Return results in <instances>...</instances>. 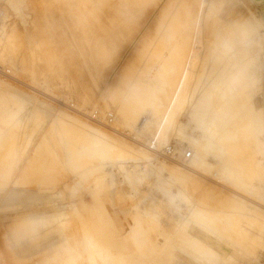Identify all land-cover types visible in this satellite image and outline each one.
<instances>
[{
    "label": "rangeland",
    "instance_id": "obj_1",
    "mask_svg": "<svg viewBox=\"0 0 264 264\" xmlns=\"http://www.w3.org/2000/svg\"><path fill=\"white\" fill-rule=\"evenodd\" d=\"M134 1L0 0V85L15 94L0 93V264H260L264 258V172L260 184L249 177L251 185L221 176L227 163L247 170L257 161L264 170V153L242 146L216 155L204 147L212 135L209 143L217 145L232 136H225L232 123L213 128L205 96L215 66L226 78L252 80L240 107L259 112L261 124L252 122L248 132L264 144L263 5ZM190 44L199 63L185 73L184 101L173 98V81ZM221 44L241 60L236 69L214 62ZM145 51L152 56L144 58ZM93 109L113 113L114 124L93 122ZM79 122L98 131L99 144L83 141ZM154 137L180 155L191 150L194 159L184 167L158 158L147 147ZM234 217L247 231L258 220L263 225L251 238L234 230Z\"/></svg>",
    "mask_w": 264,
    "mask_h": 264
},
{
    "label": "bare ground",
    "instance_id": "obj_2",
    "mask_svg": "<svg viewBox=\"0 0 264 264\" xmlns=\"http://www.w3.org/2000/svg\"><path fill=\"white\" fill-rule=\"evenodd\" d=\"M127 1V0H126ZM140 1V0H139ZM207 1V0H206ZM133 2V1H132ZM134 2H136V0L134 1ZM143 2V1H142ZM145 2V1H144ZM185 2V1H184ZM190 2V1H189ZM191 2H192V0H191ZM141 3V2H140ZM194 3V2H193ZM184 4V3H183ZM189 4V3H188ZM15 5V4H14ZM123 5V4H122ZM137 5V4H136ZM142 5V4H141ZM177 6H179V5H177ZM187 6H189V5H187ZM196 6H197V4L195 5L194 4V6H193V10L196 8ZM137 7V6H136ZM141 7V6H140ZM136 9V8H135ZM142 9V8H141ZM19 10V9H18ZM187 10V9H186ZM193 10H192V12H193ZM135 11V10H134ZM195 11V10H194ZM199 11V12H198ZM198 16H197V19L200 21V23L202 24L203 23V19H205V15L203 14H201V12H200V10L198 9ZM203 11V10H202ZM178 12V11H177ZM176 12V13H177ZM175 13V14H176ZM186 13V12H185ZM192 14V13H191ZM196 14V13H195ZM190 15V14H189ZM3 16H4V12H3ZM196 16V15H195ZM189 17V16H188ZM199 17V18H198ZM4 18V17H3ZM160 18V17H159ZM196 19V18H195ZM176 20V19H175ZM187 20V19H186ZM23 21V20H22ZM177 21V20H176ZM179 21V20H178ZM185 21V20H184ZM195 21V20H194ZM221 22V21H220ZM176 23V22H175ZM199 23V22H198ZM193 24V23H192ZM234 24V23H233ZM168 25V24H167ZM174 25V24H173ZM170 27V26H169ZM160 28V27H159ZM172 28V27H171ZM181 29V28H180ZM180 29H178L179 31H181ZM233 29V28H232ZM1 30V29H0ZM164 30V29H163ZM169 30V29H168ZM183 32V31H182ZM225 33V32H224ZM178 34H179V32H178ZM148 35V34H147ZM151 35V34H150ZM164 35V34H163ZM174 36V35H173ZM225 36V35H224ZM148 37H150V36H148ZM152 37V36H151ZM190 37H192V36H190ZM231 38H232V36H231ZM173 39V38H172ZM225 39H227V40H229L228 38H225ZM150 40V39H149ZM188 40V39H187ZM226 40V41H227ZM233 40V39H232ZM241 40V39H240ZM224 41V40H223ZM150 42V41H149ZM229 42L231 43V45L233 46V47H235L234 45H236V44H232V41H230L229 40ZM241 43H242V41H241ZM246 43V42H245ZM248 43V42H247ZM244 44V43H243ZM248 45V44H247ZM187 46V45H186ZM185 46V47H186ZM214 46H217V45H214ZM238 46H240V44L238 45ZM249 46V45H248ZM237 47V46H236ZM246 47V46H245ZM214 48V47H213ZM249 48V47H248ZM146 49V48H145ZM192 49H195V45H192V44H190V46L188 45V48L186 49L187 50V54L185 53H183L184 55H181L180 56V58L178 59V61H179V67H178V73L180 72V76H177L176 78L174 77V83H176L175 84V88H174V90H173V98H175V99H179V98H182L183 96L185 97V99H184V101H187L188 99V97L190 96H188L187 94H188V91L186 90V88H188V86L187 85H189L188 84V79H187V76L185 75V73H188V70L190 69V67H191V65H197V63H199V62H197L198 61V59H197V57H196V55L195 54H192ZM215 49H217L218 50V46H217V48H215ZM214 49V50H215ZM250 49V48H249ZM153 50V49H152ZM151 50V51H152ZM213 50V49H212ZM246 50V49H245ZM147 51H148V49H147ZM149 52V51H148ZM213 52H215V51H213ZM217 52V51H216ZM238 52H239V49H238ZM241 52V51H240ZM247 52V51H246ZM151 53L152 52H150L149 54V56L151 57L152 55H151ZM142 54V53H141ZM144 54H146V51L144 52ZM148 54V53H147ZM146 54V55H147ZM216 54V56H217V58L214 60V56H213V58L211 59L212 61L214 60V62L216 61V64L218 65H222L223 63L225 64V63H228L227 65H230L231 67H235L234 69H236L241 63V60L240 59H237V58H234L233 57V54L230 52V49H229V47L226 45V44H221V48H220V50H219V53L217 54V53H215ZM241 55V54H240ZM243 55V54H242ZM149 56L147 55V56H145L144 58H146V57H148L149 58ZM212 56V55H211ZM210 56V57H211ZM162 57V56H161ZM174 57V56H173ZM177 57V56H176ZM175 58H173L172 60H174ZM177 59V58H176ZM244 59V58H243ZM148 60H151V59H148ZM145 61H147V60H145ZM175 61V60H174ZM165 62V61H164ZM167 62V61H166ZM173 62V61H172ZM243 62V61H242ZM162 65V64H161ZM175 65H177V64H175ZM199 65V64H198ZM145 66V65H144ZM150 66H152V65H150ZM155 66V65H154ZM209 66V65H208ZM229 66V67H230ZM210 67H212V66H210ZM213 69H211L210 70V74H212V76H213V74H214V79H213V81H212V83H211V87H209L210 89H214L215 91H216V93H217V96H218V102L217 103H214L213 102V92H214V90H212L210 93H209V91L210 90H206V94H205V96L206 97H208L209 99H210V109H209V112L214 116V124H213V128H217V125L218 124H224V125H226V126H229L231 123V125L233 126L231 129H229L228 130V132H226L225 133V136L229 133V132H232V136H231V138H229L230 140L229 141H226V140H224V137H222V138H220V139H216V141L218 140V145L214 142L213 144L212 143H209L210 141H211V138L213 137V135L208 139V141L209 142H207L206 143V146H204L205 147V149L206 150H209V151H211V152H213L214 154H216L217 155V153H220V151H223L224 153L225 152H227V149L229 148V149H231V148H235V149H238V148H240V147H244L245 149L247 148V149H250V148H252L253 150H255V152L256 153H264V144H262L259 140H258V137H256L255 138V135H252L251 136V134H249V132H248V129L250 128L249 127V125H251L252 124V122H255V123H258L259 125L261 124V121H260V115H259V112H257L254 108H252V109H250L249 110V108L248 109H246V108H244V110L242 109V107H240L241 105L240 104H244V103H241L240 102V99H242L244 96H245V98H246V100L248 99V97L247 96H249L248 94H246V91H248V88L249 87H251L252 86V80H250L249 79V77L247 78V76H246V74H244V76L242 77H233V78H231L232 77V75H234V74H232V75H230L231 77H228V78H226V76H224V71L222 70V71H218V70H216V66H215V69H214V67H212ZM142 69V68H141ZM165 69V68H164ZM225 69V68H224ZM241 69V68H240ZM243 69V68H242ZM241 69V70H242ZM144 70V69H143ZM206 70H208V69H206ZM228 70V69H227ZM226 70V71H227ZM229 70H231V69H229ZM239 69H237V71H238ZM241 70H239V71H241ZM225 71V72H226ZM164 72H166V70H164ZM163 72V73H164ZM207 71H205V73H206ZM9 74L8 75H10V72H8ZM182 73H183V75H182ZM236 73H238V72H236ZM241 73V72H240ZM160 74H161V72H160ZM167 74V73H166ZM242 74H243V71H242ZM227 75V74H226ZM141 76V75H140ZM172 77V76H171ZM169 79H171V78H169ZM3 83H5V82H3ZM172 83V82H171ZM173 83V84H174ZM172 84V85H173ZM236 84H239V86L237 85L236 86ZM244 88H243V87ZM172 87V86H171ZM12 87H11V85H9V84H2V85H0V93H2V94H4V93H7L8 95H11V97H13V96H15V94H13V92H12V89H11ZM170 89V88H169ZM208 91V92H207ZM189 92H191L190 94H192V91H189ZM184 93V94H183ZM7 94H5V95H7ZM167 94V93H166ZM194 94V93H193ZM145 95V94H144ZM161 93L160 92H158L157 94H155V95H153V97H152V101H151V106H153L152 107V110L155 112V116H157L158 114H160V109H161V104L162 103H160L161 102V100L159 99V97L161 98ZM3 95H1V97H2ZM146 96V95H145ZM215 96V95H214ZM140 97V96H139ZM149 97V96H148ZM250 97V96H249ZM140 98H142V97H140ZM145 98V97H144ZM144 100V99H143ZM160 100V101H159ZM249 100V99H248ZM134 101V100H133ZM141 101V100H140ZM147 101V100H146ZM132 102V101H131ZM145 102V101H144ZM189 102H190V100H189ZM138 103V102H137ZM141 103V102H140ZM250 103H251V101H250ZM131 104V103H130ZM133 104V103H132ZM136 104V103H135ZM145 104H146V102H145ZM149 104V103H148ZM130 106V105H129ZM139 106V105H138ZM144 106V105H143ZM131 107V106H130ZM131 109H136V108H131ZM131 109H129V110H131ZM141 109V108H140ZM144 109V108H143ZM94 110H98V109H93V111ZM145 110V109H144ZM242 110V111H241ZM98 111H100V110H98ZM127 111V110H126ZM125 111V112H126ZM141 111V110H140ZM101 112V114H105V113H107V112H105V111H100ZM124 111H122V113H123ZM137 112H138V109H137ZM137 112H134V113H137ZM121 113V114H122ZM126 114V113H125ZM128 114H129V112H128ZM131 114V113H130ZM123 115H124V113H123ZM133 115H137V114H133ZM139 115V114H138ZM208 115V114H207ZM128 116V115H127ZM209 116H210V114H209ZM133 117V116H132ZM205 117V116H204ZM203 118V117H202ZM77 121V120H76ZM133 121V120H132ZM145 122V119H144V121H142V124ZM203 122V121H202ZM205 123H207V122H205ZM78 124V123H77ZM209 124V123H208ZM239 124H242L241 126L239 125ZM254 124V123H253ZM147 126V125H146ZM206 126V125H205ZM78 127L79 128H81L83 131H84V133H85V136H82V135H80V137L81 138H83V141H84V139H85V137L86 138H88L89 140H90V145H94V146H96L97 144H99V139H98V135H100L99 133H98V131L93 127V128H86L85 127V125L84 124H82V123H80L79 122V124H78ZM229 127H231V126H229ZM228 127V128H229ZM249 127V128H248ZM251 127H252V125H251ZM254 130V129H253ZM252 133H253V131H252ZM79 137V136H78ZM254 138V139H253ZM34 138L33 137H31V140H33ZM154 139H155V137H154ZM88 140V141H89ZM66 141V140H65ZM200 141V140H199ZM68 142V141H67ZM251 142H252V144H253V146H251L250 144H251ZM80 143V142H79ZM82 143V142H81ZM84 143V142H83ZM108 143L110 144L109 145V147H110V151L112 152V151H114L115 149H116V146H115V144L112 142V146H111V142L110 141H108ZM68 144H69V142H68ZM30 145V144H29ZM65 145V144H64ZM79 145H81V144H79ZM78 145V146H79ZM88 145V144H87ZM70 147V146H69ZM75 149V148H74ZM82 149V148H81ZM229 149H228V151H229ZM234 149V150H235ZM252 149H250V150H252ZM71 150H73V149H71ZM70 151V150H69ZM74 151V150H73ZM194 151H195V153L196 154H198V149L197 148H194ZM75 152V151H74ZM78 153H80V152H77V154ZM194 154V153H193ZM226 154V153H225ZM97 155V154H96ZM251 156H253L252 154H250ZM110 156V155H109ZM249 156V155H248ZM247 156V157H248ZM250 156V157H251ZM71 157V156H70ZM78 157V156H77ZM67 158V157H66ZM249 158V157H248ZM253 158V157H252ZM251 158V159H252ZM71 159V158H70ZM73 159H75V158H73ZM72 159V160H73ZM193 159H194V156H193ZM192 159V160H193ZM191 160V161H192ZM253 160V159H252ZM76 161V160H75ZM74 161V162H75ZM190 161V162H191ZM73 162V161H72ZM189 162V163H190ZM255 162V161H254ZM77 163V162H76ZM68 164L70 165V163H69V161H68ZM72 166H74V165H72ZM71 166V167H72ZM232 164H228L227 163V165H226V167L221 171V176L223 177V178H226V179H230V180H232L233 181V183H234V185L237 183V182H239V183H241L242 182V184H246V185H251V184H253L252 183V181H250V179H249V177H251V178H254V181L253 182H255L256 184H257V182L260 184L261 183V178H260V173L263 171L264 172V170H263V168H262V165H261V163H257V161H256V163H254V165H253V169H250L251 168V166H250V170L248 169V167H247V170H244L243 168H239V169H233L232 168ZM243 180V181H242ZM257 187V186H256ZM255 192H256V190H255ZM183 195V194H182ZM235 196V195H234ZM236 197V196H235ZM185 198V197H184ZM227 203H228V201H226ZM227 203H225V204H227ZM224 204V206H226ZM228 206H227V208L229 207V206H232V204L230 205V204H227ZM234 206L236 205V204H233ZM237 207V206H236ZM226 208V207H225ZM224 208V209H225ZM230 209H234V207H230ZM238 210H239V207L237 208ZM220 210V209H219ZM241 210V209H240ZM239 210V211H240ZM201 211H203V210H201ZM221 211V210H220ZM261 212H262V210H261ZM206 213V212H205ZM211 214H213V213H211ZM227 214V213H226ZM229 214V213H228ZM210 215V214H209ZM197 216V215H196ZM255 217V216H254ZM260 218V217H259ZM258 218V219H259ZM224 219V218H223ZM257 219V220H258ZM237 220V218L236 217H234L233 219H232V222H233V228H234V230L237 232H239L240 234H242V235H246V234H249V235H246V236H248V237H253L254 235L256 236L257 234H258V231L259 230H261L260 228H261V225H263L262 223H261V221H257V222H254V224H252V227H250V229H249V231H247L246 230V228H244V226H242L240 223L241 222H239L238 224H236L235 223V221ZM246 221V220H245ZM248 221V220H247ZM246 221V222H247ZM251 221H252V219H251ZM255 221V220H254ZM250 222V221H249ZM209 223V222H208ZM245 223V222H244ZM243 223V224H244ZM203 224V223H202ZM211 226V225H210ZM232 226V225H231ZM206 228H207V226H206ZM248 228V227H247ZM210 230V229H209ZM236 232H234V233H236ZM264 233V232H263ZM97 235V234H96ZM99 235V234H98ZM225 235V234H224ZM254 236V237H255ZM227 237V236H226ZM229 237V236H228ZM244 237V236H243ZM223 238V237H222ZM251 238L249 239V241H252L251 240ZM230 239V238H229ZM245 239V238H244ZM257 239V238H256ZM263 239H264V237H263ZM248 241V240H247ZM258 241L259 242H261L259 239H258ZM94 242V241H93ZM92 243V242H91ZM90 243V244H91ZM97 243V242H96ZM248 243V242H247ZM254 243V242H253ZM89 244V243H88ZM93 244V243H92ZM244 244V243H243ZM94 245H95V243H94ZM121 245V244H120ZM197 245V244H196ZM249 245V244H248ZM248 245H247V247H248ZM258 245V244H257ZM260 245V244H259ZM261 245H263L264 246V243L263 244H261ZM246 246V245H245ZM251 246V245H250ZM253 246V245H252ZM106 247V246H105ZM119 247V246H118ZM107 248V247H106ZM105 248V249H106ZM112 249V248H111ZM119 249V248H118ZM117 249V250H118ZM257 249V248H256ZM249 250V249H248ZM247 250V251H248ZM97 251H98V249H97ZM108 251V250H107ZM110 251V250H109ZM121 252H123V251H121ZM251 252V251H250ZM92 253H94V252H91V254ZM115 254H117V253H115ZM126 254V253H125ZM252 254H253V252H252ZM113 255H114V253H113ZM120 255V254H119ZM117 256V255H116ZM125 256V255H124ZM122 257V256H121ZM105 258V257H104ZM123 259H124V257H122ZM92 259V258H91ZM96 260V259H95ZM121 261V260H120ZM226 261V260H225ZM106 263V262H105ZM117 263V262H116ZM125 263V262H124Z\"/></svg>",
    "mask_w": 264,
    "mask_h": 264
},
{
    "label": "built area",
    "instance_id": "obj_3",
    "mask_svg": "<svg viewBox=\"0 0 264 264\" xmlns=\"http://www.w3.org/2000/svg\"><path fill=\"white\" fill-rule=\"evenodd\" d=\"M2 18L3 11L0 9V22L2 21ZM89 118L93 122H105L108 125H113L115 122V117L113 113L107 112L103 115L98 110L91 111ZM150 141L148 143L149 145L147 144V147L149 148L150 152L168 163L179 164L181 166L186 167L189 162L193 159L194 155L191 150H185L184 153L180 155L179 150L176 148L175 145L171 143L161 147L158 143L157 138L153 139L151 142ZM260 264H264V258L261 260Z\"/></svg>",
    "mask_w": 264,
    "mask_h": 264
},
{
    "label": "crops",
    "instance_id": "obj_4",
    "mask_svg": "<svg viewBox=\"0 0 264 264\" xmlns=\"http://www.w3.org/2000/svg\"><path fill=\"white\" fill-rule=\"evenodd\" d=\"M262 5H263V8H264V0H260V2Z\"/></svg>",
    "mask_w": 264,
    "mask_h": 264
}]
</instances>
